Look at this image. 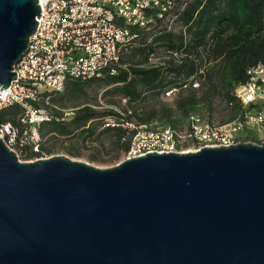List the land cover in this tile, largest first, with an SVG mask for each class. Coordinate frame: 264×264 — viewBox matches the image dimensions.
<instances>
[{"label": "water", "instance_id": "1", "mask_svg": "<svg viewBox=\"0 0 264 264\" xmlns=\"http://www.w3.org/2000/svg\"><path fill=\"white\" fill-rule=\"evenodd\" d=\"M40 13L38 0H0L1 90ZM0 264H264V143L99 169L22 162L0 138Z\"/></svg>", "mask_w": 264, "mask_h": 264}, {"label": "trees", "instance_id": "2", "mask_svg": "<svg viewBox=\"0 0 264 264\" xmlns=\"http://www.w3.org/2000/svg\"><path fill=\"white\" fill-rule=\"evenodd\" d=\"M147 16L151 19L148 27L100 77L71 81L64 94L50 95L49 103L42 107L50 112L51 120L39 127L38 151L34 150L36 144L28 126L22 122L21 108L0 112V124L19 127L23 160L53 155L61 140L82 137L109 138L127 153L132 132L126 126L148 125L155 118L153 114L140 116L133 107L145 103L149 95L160 97L180 89L174 106L189 117L199 104L220 96L228 114L220 124L233 122L253 108L242 106L236 90L249 82L250 69L264 66V0H173L163 18H159L157 8H150ZM168 19L181 30L169 29V22L165 24ZM159 47L170 53V60L148 65ZM89 83H100L104 97L112 100L104 109L99 103L77 101ZM195 83L199 89L193 87ZM116 99L127 101L124 114L112 108ZM68 107L74 109L70 116L62 110ZM172 115L170 111L167 116L170 122ZM170 126L178 128L173 122Z\"/></svg>", "mask_w": 264, "mask_h": 264}, {"label": "built area", "instance_id": "3", "mask_svg": "<svg viewBox=\"0 0 264 264\" xmlns=\"http://www.w3.org/2000/svg\"><path fill=\"white\" fill-rule=\"evenodd\" d=\"M173 0H38L41 8L38 27L29 47L14 68L17 79L6 90L0 89V112L17 106L23 111L38 151L39 127L51 120L48 104L51 94L62 95L71 81L97 78L117 63L126 48L133 46L139 32L151 22L150 8L159 18L172 7ZM249 82L236 90L246 110L242 117L227 124H213L192 114L184 129L172 126L128 124L132 132L129 158L150 153H184L193 146H233L246 143L252 132H264V66L248 71ZM194 88L199 89L195 83ZM175 90L167 93L170 96ZM0 138L17 155L23 143L19 127L0 124Z\"/></svg>", "mask_w": 264, "mask_h": 264}, {"label": "rangeland", "instance_id": "4", "mask_svg": "<svg viewBox=\"0 0 264 264\" xmlns=\"http://www.w3.org/2000/svg\"><path fill=\"white\" fill-rule=\"evenodd\" d=\"M168 28L174 32H179L181 28L173 22V20H167ZM170 60V53L165 50L164 47H159L157 52L152 56L148 65H159L164 61ZM80 97L77 98V101L80 103L89 102L91 104L99 103L100 109H104L108 102L112 100L110 98L104 97V89L100 83H89ZM180 93V89L175 90L174 93L170 96L164 95L160 97H153L152 95L148 96V99L145 103L140 106L133 105L138 109V114L142 116V113L146 115L153 114L154 119L148 124L153 127L158 126H168L176 123L178 127L184 129L188 123V117L176 110L175 101L177 100ZM186 95L187 93L184 92ZM114 102V101H113ZM116 106L112 107L117 112L124 114L123 110L127 109L126 100H115ZM66 116H70L71 112L74 111L72 107L62 109ZM173 111L172 122L169 121L167 116L170 114V111ZM197 115L199 118L204 119L208 122L212 121L213 124H220L221 120L227 117V111H225V104L222 101L220 96L210 99V101L199 104L190 115ZM112 122V121H110ZM250 135H253L252 140H245L246 142H251L256 145H261L264 143V132H250ZM185 152L195 151L197 149L193 146L184 148ZM70 152H73L72 154ZM65 156L75 162L88 163L89 165L99 168L107 169L119 165V163L124 162L128 159L126 152L119 150L118 147L114 146L112 140L106 137H93L92 139L77 138L74 140H61L57 145V151L53 155H45V157L32 159V160H23L20 153L18 156L22 162H33L39 159H48L51 157Z\"/></svg>", "mask_w": 264, "mask_h": 264}]
</instances>
